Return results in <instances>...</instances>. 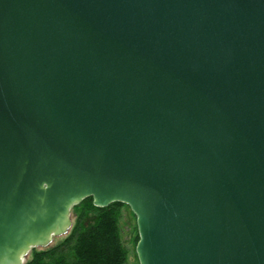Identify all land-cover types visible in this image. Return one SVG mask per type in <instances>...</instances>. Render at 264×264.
<instances>
[{
  "label": "water",
  "instance_id": "95a60500",
  "mask_svg": "<svg viewBox=\"0 0 264 264\" xmlns=\"http://www.w3.org/2000/svg\"><path fill=\"white\" fill-rule=\"evenodd\" d=\"M90 197L139 264H264V0H0V264Z\"/></svg>",
  "mask_w": 264,
  "mask_h": 264
},
{
  "label": "trees",
  "instance_id": "16d2710c",
  "mask_svg": "<svg viewBox=\"0 0 264 264\" xmlns=\"http://www.w3.org/2000/svg\"><path fill=\"white\" fill-rule=\"evenodd\" d=\"M125 210L136 222L134 255L139 264L136 254L139 234L131 208L120 202L99 208L92 197L73 206L70 232L47 248H34L25 264H129L121 227Z\"/></svg>",
  "mask_w": 264,
  "mask_h": 264
},
{
  "label": "rangeland",
  "instance_id": "374dc122",
  "mask_svg": "<svg viewBox=\"0 0 264 264\" xmlns=\"http://www.w3.org/2000/svg\"><path fill=\"white\" fill-rule=\"evenodd\" d=\"M71 218L74 221L72 211H71ZM135 225H136V222H135L134 217L127 210H125L124 216L121 222V227H122V236H123L124 243L129 250V264H137V260L134 255ZM60 239L61 237L55 238L52 244L57 243ZM30 255L31 253L29 254V256Z\"/></svg>",
  "mask_w": 264,
  "mask_h": 264
}]
</instances>
